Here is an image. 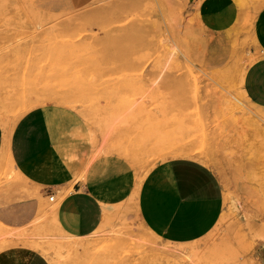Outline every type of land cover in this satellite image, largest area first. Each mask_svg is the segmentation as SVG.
<instances>
[{
	"label": "rangeland",
	"instance_id": "rangeland-1",
	"mask_svg": "<svg viewBox=\"0 0 264 264\" xmlns=\"http://www.w3.org/2000/svg\"><path fill=\"white\" fill-rule=\"evenodd\" d=\"M249 15L253 28L238 30L227 72L207 77L206 63L216 58L205 42ZM261 18L264 0H0V109L18 117L33 98L45 99L34 108L45 111L57 147L72 144L78 169L110 155L129 170L119 198L110 204L109 195L108 221L92 236L93 246L59 250L58 264H184L182 253L200 264H264V161L252 181L242 164L249 148L264 155V140L255 129L246 136L252 126L244 119L262 114L243 98L239 82L256 55ZM110 146L130 155L99 153ZM166 148L194 156L170 159L185 205L177 232L159 240L140 227L133 193L137 172ZM6 165L1 149L0 223L31 226L30 237L58 246L52 202L41 189L10 178Z\"/></svg>",
	"mask_w": 264,
	"mask_h": 264
},
{
	"label": "crops",
	"instance_id": "crops-1",
	"mask_svg": "<svg viewBox=\"0 0 264 264\" xmlns=\"http://www.w3.org/2000/svg\"><path fill=\"white\" fill-rule=\"evenodd\" d=\"M256 27V55L261 56L248 67L243 87L254 104L264 107V18L257 20ZM209 52L221 57L225 52L222 39L213 42ZM1 106L4 103L0 102ZM7 117L11 121L12 117ZM1 149L29 185L41 189L48 199L53 196L56 222L64 232L76 237L98 229L103 204L108 205L109 195L110 204L114 196L119 198L128 177L126 163L110 160V155L93 162L86 170L76 169L54 143L46 113L41 108H33L20 117L7 137L0 119ZM177 170V163L172 160L160 162L148 172L138 189L137 217L158 238H170L181 223L185 201ZM104 173H107L106 182L102 180ZM196 179L203 181L200 175ZM26 264L49 262L34 254Z\"/></svg>",
	"mask_w": 264,
	"mask_h": 264
},
{
	"label": "bare ground",
	"instance_id": "bare-ground-1",
	"mask_svg": "<svg viewBox=\"0 0 264 264\" xmlns=\"http://www.w3.org/2000/svg\"><path fill=\"white\" fill-rule=\"evenodd\" d=\"M253 28V17L251 15H249L248 17H246L245 19L241 20V23L239 24V26H237L236 24H225L223 25L219 30H218V34H216L217 36H213L212 38L208 39L207 42H205L206 44L203 47H207L209 44L215 42L216 40H218V38L222 39V42L225 44V54L222 58L218 57L215 54L213 57L216 58L215 61H210L211 63H206V65L209 67V69L207 70V72H205V75L209 78L211 77H218L221 75H224L227 72V68L229 66V61L233 59L234 55H235V49H236V34L238 32L239 29H248V30H252ZM253 47L256 50L255 47V40L253 38ZM176 52H170L169 56H173L175 55ZM258 60H260V57L258 55H253L250 58V61L248 62V66L252 65L253 63L257 62ZM247 67V66H246ZM241 72L240 77H239V82L242 84L241 86V94L243 96L244 99H246L247 97V93L246 90L242 89L243 86V73L245 72V69ZM229 98L231 99L232 102H236L237 104H240L242 106L241 101L236 98L235 96H233L232 94H230ZM47 101L44 100H36V102H34V98H33V102L31 103L30 106H28L27 108H25L23 111L20 112L18 117H13L11 118V121L8 120L7 115L5 113H3V109L2 112L0 111V119L2 122V125L4 127L5 130V135L6 137L9 134V131L12 129V127L15 125V123L19 120L20 117H22L25 113H27L28 111H30L32 108L37 107L40 104H45ZM51 103L53 101H50ZM39 103V104H38ZM261 111L258 114H262L261 116H256L257 119H259V121L257 119H255L254 117H251V115L246 114V117H244L245 121L247 124H249V126H252L251 131L247 133V137H252V135L254 134V130H257L258 132V136L260 137L261 140H264V125H260V121H264V108L259 106ZM258 123V124H257ZM70 142V140H69ZM71 144V143H69ZM69 144L66 145H61L60 144V148L62 150V152L64 153V155L72 162H76V166L78 168H81V162L79 161V158L76 155L75 150ZM242 147H245L244 144L241 145ZM253 148L255 149V147L253 146ZM264 149V148H263ZM252 148H249V152L248 154H250L249 158H243L242 159V164L244 163L246 166V169L249 168V170L247 169V171H249L248 175V180L252 181L253 178L255 179L259 170L262 171V163L264 161L263 156L261 155L259 152H251ZM130 150L129 149H123L121 150V148L116 147V146H110L108 148H104L101 151H99V153L105 154V153H117V154H124L125 156H129L130 155ZM184 153V152H183ZM182 152H180L177 148H166V149H159L155 152H153L151 154V156H154L153 158V162H152V166L150 167H146L144 171H140L137 172L136 174V179H135V189H134V193H133V197L134 200H136L137 198V193H138V189L144 179V177L148 174V172L156 166V162H164V161H168L170 159H176L182 156H187V157H193L194 154H192V152H188L187 155H183ZM185 154V153H184ZM132 157V156H130ZM132 162L134 164H137L138 169L140 168V163L142 162L138 156H136L135 158H133ZM155 165V166H154ZM7 168L10 170V178H14L15 179H20L23 180L24 182L28 183V181L21 176V174L16 170V168L14 167L11 159L9 157H7ZM80 166V167H79ZM142 167V166H141ZM140 170V169H139ZM13 180V179H12ZM206 198L208 196H205ZM51 203L50 205V215L51 218L53 220L55 229L57 230V235H54L55 237L53 238L54 240H57V244H59L58 246H55L53 244H51L52 242H49L47 244L46 241H40L38 238H33L30 237L31 235H33L32 233H30V227H22L21 229H13V228H9L6 227L4 225H2L0 223V264H26L30 258L34 255V254H39L42 257H44L48 262L52 263V264H58L57 263V257L59 255V250H62L63 252L71 251H87L89 250L93 244H94V239H92V236L101 232L99 230H101V228L104 227V225L107 223L108 221V217L110 214V207L106 204H103V218H102V222L100 224V226L98 227L97 230H95L92 234H89L87 236H80V237H76V236H72L67 234L66 232H64L60 226L58 225V223L56 222L55 219V203L53 202V196L49 197L48 199ZM194 209V208H193ZM194 210H199V208H195ZM202 210V209H200ZM195 212V211H193ZM37 220V219H36ZM139 220V224L140 227L151 237L157 238L159 240H165V238H158L155 235H153L146 227L145 225L142 223V221L138 218ZM4 223L7 224V220H4ZM35 222V220H34ZM34 236H37V234L35 233ZM24 237H30V239H25L26 241H24L21 245L15 244V242L17 241V239L21 240ZM47 237L48 239L50 238V236H44ZM51 239V238H50ZM60 241V242H59ZM167 241V240H166ZM55 243V242H53ZM162 245V244H161ZM160 246V245H159ZM158 248H165L164 246H160ZM61 251V252H62ZM16 255V257H15ZM183 256L184 259V264H200L199 259L192 254H187V253H182L181 254ZM19 257H21L20 259H18ZM259 257L264 258V254L261 253L259 254Z\"/></svg>",
	"mask_w": 264,
	"mask_h": 264
}]
</instances>
